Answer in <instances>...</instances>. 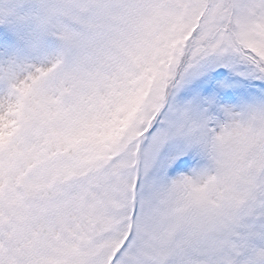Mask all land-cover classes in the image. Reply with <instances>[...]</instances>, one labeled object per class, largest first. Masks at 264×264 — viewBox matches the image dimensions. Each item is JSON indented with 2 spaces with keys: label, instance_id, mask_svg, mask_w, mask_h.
Masks as SVG:
<instances>
[{
  "label": "snow or ice",
  "instance_id": "1",
  "mask_svg": "<svg viewBox=\"0 0 264 264\" xmlns=\"http://www.w3.org/2000/svg\"><path fill=\"white\" fill-rule=\"evenodd\" d=\"M0 264H264V0H0Z\"/></svg>",
  "mask_w": 264,
  "mask_h": 264
}]
</instances>
